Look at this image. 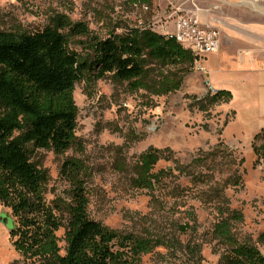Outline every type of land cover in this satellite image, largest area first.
Returning <instances> with one entry per match:
<instances>
[{
	"label": "rangeland",
	"instance_id": "obj_1",
	"mask_svg": "<svg viewBox=\"0 0 264 264\" xmlns=\"http://www.w3.org/2000/svg\"><path fill=\"white\" fill-rule=\"evenodd\" d=\"M219 1L197 2L206 8L220 3L219 9L202 17L221 18L222 33L230 23L242 27V21L264 22V0ZM182 3L192 7L187 0H0V30L33 32L64 17L83 21L91 33L104 37L150 28ZM69 38L72 48L83 51L85 36ZM175 69L154 61L144 81L159 82L163 73ZM206 77L195 69L194 61L179 89L158 94L135 90L112 74L97 77L86 72L74 93L75 143L65 153L37 151V161L49 174L47 200L67 195L71 184L62 166L74 159L86 169L83 179L93 219L161 241L142 256L141 264H223L227 247L215 227L224 207L243 216L230 221L235 236L264 253V156L254 150L263 139L255 138L250 146L245 139L224 136L234 112L227 107L229 101L211 103L213 92ZM150 147L173 150L171 158L166 151L155 166L154 171H172L155 190L135 185L139 155ZM174 158L180 165L191 164L188 170L177 169ZM195 158L201 162L192 164ZM11 221L10 209L0 204V264H41L16 249ZM58 235L64 252V230Z\"/></svg>",
	"mask_w": 264,
	"mask_h": 264
},
{
	"label": "trees",
	"instance_id": "obj_2",
	"mask_svg": "<svg viewBox=\"0 0 264 264\" xmlns=\"http://www.w3.org/2000/svg\"><path fill=\"white\" fill-rule=\"evenodd\" d=\"M71 36H85L83 51L71 47ZM154 61L177 69L163 73L159 82L150 85L144 78ZM194 61L192 51L174 36L151 27L101 37L83 21L57 17L33 32L0 30V204L11 211L10 232L17 250L41 264H141L142 256L161 244L159 239L111 229L93 219L83 179L86 169L74 159L62 166L71 184L67 195L48 201L49 174L36 156L39 149L65 153L75 143L78 108L74 93L86 72L97 77L112 74L135 90L167 94L182 86ZM231 98L230 91L218 89L211 103ZM259 137L263 142L254 144V150L264 156V131L255 138ZM166 151L171 158L173 150L168 148L150 147L139 155L138 188L155 190L172 173L170 168L154 171ZM199 158L192 164L200 163ZM174 161L182 171L191 165ZM220 215L215 234L227 247L223 264H264V253L240 241L231 229V219L243 216L229 207L220 209ZM61 229L64 252L58 235Z\"/></svg>",
	"mask_w": 264,
	"mask_h": 264
},
{
	"label": "crops",
	"instance_id": "obj_3",
	"mask_svg": "<svg viewBox=\"0 0 264 264\" xmlns=\"http://www.w3.org/2000/svg\"><path fill=\"white\" fill-rule=\"evenodd\" d=\"M235 23L224 28L219 51L206 55L203 63L209 87L232 93L227 107L234 115L224 136L245 139L251 146L264 131V22Z\"/></svg>",
	"mask_w": 264,
	"mask_h": 264
},
{
	"label": "built area",
	"instance_id": "obj_4",
	"mask_svg": "<svg viewBox=\"0 0 264 264\" xmlns=\"http://www.w3.org/2000/svg\"><path fill=\"white\" fill-rule=\"evenodd\" d=\"M187 1L191 2L192 7L186 8L185 3L175 5L164 21L155 22L150 27L156 32L174 36L184 48L195 55V69L207 74L208 71L202 57L220 49L221 24L224 21L216 16L205 19L202 14L211 12L212 9H219L220 3L206 8L200 6L198 0ZM210 88L213 93L217 92V89L212 86Z\"/></svg>",
	"mask_w": 264,
	"mask_h": 264
}]
</instances>
